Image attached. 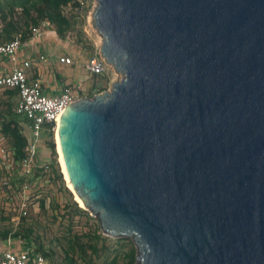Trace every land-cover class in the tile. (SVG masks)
<instances>
[{
	"label": "water",
	"instance_id": "obj_1",
	"mask_svg": "<svg viewBox=\"0 0 264 264\" xmlns=\"http://www.w3.org/2000/svg\"><path fill=\"white\" fill-rule=\"evenodd\" d=\"M94 24L123 77L61 118L85 209L135 264H264V0H97Z\"/></svg>",
	"mask_w": 264,
	"mask_h": 264
},
{
	"label": "rangeland",
	"instance_id": "obj_2",
	"mask_svg": "<svg viewBox=\"0 0 264 264\" xmlns=\"http://www.w3.org/2000/svg\"><path fill=\"white\" fill-rule=\"evenodd\" d=\"M83 1L85 3L84 6L88 7V11L81 12L80 16L77 19L75 28L71 30V32H69L65 38L62 39L70 41L71 43L83 48L85 51L88 52L89 56L94 53H97L103 57V55L101 54L103 36L94 24V11L97 5V0ZM104 61L105 62L103 70L100 72V75H105L107 79L110 78L113 82L120 80L123 75L118 73L116 69L106 61V59ZM112 83L106 85V90L111 89ZM54 136L57 143V132L56 135L54 134ZM50 138L51 136L49 135L48 139ZM56 151L57 153L59 152L58 144L56 145ZM51 154L52 156L55 155L53 151ZM57 158V160L60 159L59 153L57 154ZM59 163L61 168L60 171L64 173L60 160ZM12 167L13 166H11V168ZM13 169H15V165ZM17 174L18 171L15 172V170L11 175H9V173L6 171L0 172L1 229H14L17 225V218L12 221L10 220L9 216L18 217L20 213V180H17V188L14 187V184L12 185V183L10 185L3 184L4 179L8 177L10 178V176H13L14 178ZM64 176L65 174H63V178ZM65 179L66 176L64 180ZM48 181L49 179L47 178H41L37 182L32 181L30 183V186L34 184L36 186H40L38 190H33L34 193H36L33 200L44 199L48 204L51 200L50 205L45 206V208L39 209L38 205L33 206L31 205V203L29 205L28 213L25 216L27 221L33 222L36 225L37 232H39L45 237L43 240L46 244V248L48 247L47 245L54 243V245L58 247L60 253L62 255H65L63 246L58 242L57 238H62V240L65 239L64 242H66L67 239H74L76 241H79V244L76 247L75 254L81 264L136 263L137 248L132 239L123 237L116 238L105 235L101 228L100 220L98 219V217L92 215L89 210H86L78 203L75 193L71 190L68 185L67 179L65 180V185L67 189L72 193V196L70 195V197L65 190L64 192L60 190L58 183ZM40 182H44L45 184L40 185ZM55 196L59 199V205L55 204L57 203V198ZM72 200H75L77 202V207L68 204V201ZM60 205H62V207ZM80 208L85 210V212L79 210ZM66 213H69V216ZM4 217L5 219H3ZM13 239L14 238L12 237L11 240ZM3 243L4 240L0 239V245H2ZM92 243H94V245L97 246L100 249L99 251L101 252H98L97 254L93 252V249L90 247V244ZM132 247L136 249L135 256L134 253H132L131 251ZM129 251H131V253H129L128 256ZM2 253L0 255H2Z\"/></svg>",
	"mask_w": 264,
	"mask_h": 264
},
{
	"label": "crops",
	"instance_id": "obj_3",
	"mask_svg": "<svg viewBox=\"0 0 264 264\" xmlns=\"http://www.w3.org/2000/svg\"><path fill=\"white\" fill-rule=\"evenodd\" d=\"M42 56L44 58H42ZM62 56H71L73 60L72 63L66 64L60 62L59 58ZM89 57L90 56L88 52L83 48L71 43L70 41L62 39L55 35V33L53 34L49 31L46 32V34H44V36H42L41 38L39 37L36 39H27L17 52L16 62H13L7 55H0V73H6L10 71L15 65L21 64L24 61L28 60L32 63L31 67L28 70V76L30 80L39 79L42 85L43 92L48 96L59 95L63 93L64 90L70 88L76 93L80 94V96L92 97L96 95L102 87H107L106 85L111 84L113 81H111L110 78L107 79V77L103 74L100 75V73L97 75L90 74L86 68ZM18 100L19 95L17 89H0V170L2 172H8L9 175L14 172L13 167L14 165L16 166L17 163L14 159L15 150L13 144L11 143L8 136H6L2 132V127L6 126L9 118L12 117V113L17 117L20 131L27 138V140H29V136L31 133L28 127V120L25 117L18 115L16 112ZM48 136L49 134L44 132V137L39 144V152L37 156L39 165L49 164L53 157L51 154V148L48 146V141L52 140L48 139ZM11 166L13 167L11 168ZM21 170L22 160L20 161L19 168H17L15 171H18V174L24 177V181L22 182V184H20V213L18 217H10V220L12 221L17 218V225L19 224L21 217H24L23 215H21L23 202L22 200L24 197V183H27L30 188L26 190L28 198H31V202H27L26 204L28 209L31 203V205H38L39 209L41 208L40 199L33 200L34 196L36 195L33 190H38L40 186H36L35 184L30 186V183L32 182L30 181V179L34 174L32 176H24ZM38 172L40 173V171ZM41 178H47L49 179L48 182H53L50 181V178H48V176L43 175H41L37 179V181H39ZM10 180L11 179H9V182ZM10 184L11 183H9L8 185ZM44 184V182H40V185ZM58 202L59 199L57 198V204ZM50 203L51 200L49 201V204L45 201V206H49ZM60 206L62 207V205ZM28 209L26 210L27 212ZM17 225L14 229H12V231L17 228ZM18 240V238H14L13 240H11V238H9L8 240H4V243L0 245V254L7 249L18 250L20 248H28L29 250H32V252L38 253L33 249V243H27L22 240H19L18 242Z\"/></svg>",
	"mask_w": 264,
	"mask_h": 264
},
{
	"label": "trees",
	"instance_id": "obj_4",
	"mask_svg": "<svg viewBox=\"0 0 264 264\" xmlns=\"http://www.w3.org/2000/svg\"><path fill=\"white\" fill-rule=\"evenodd\" d=\"M83 11L87 12L88 7L82 5L80 0H0V27L2 29L0 43H5L18 35H22L24 39H27L30 36V29L44 22L48 23L47 32L50 31L60 38H65L67 34L75 28L77 19ZM42 36H44V34ZM42 36H40V38ZM106 89L107 87H102L98 93ZM11 115L12 117L9 118L6 126L2 127V132L8 136L13 144L15 150L14 159L18 165L15 166L14 170L16 171V169L19 168L20 161L26 156L28 140L20 131L17 117L12 113ZM48 146L55 154L48 164L49 169L46 170L44 166L37 169L33 175L34 177L32 176L33 178L31 177L30 181H37L41 175L48 176L50 181L58 183L60 190L63 192L65 190L70 197L72 193L67 189L63 173L60 171L61 169L57 160V151L54 141H48ZM38 171H40V173ZM10 179V183H12V185L14 184V187H16L18 183L17 180H20V184L24 181V177L18 174L14 178L12 176ZM40 201L41 208H45V200L40 199ZM28 202H31V198H29ZM55 204L58 205L57 203ZM68 204L76 207L78 206L75 200L68 201ZM79 210L85 212L82 208ZM66 214L69 216V213ZM10 217L11 216H9V218ZM3 219H5V217ZM12 237L27 243H33V249L43 254L47 260L54 264H81L75 254L79 241L67 239L66 242H64L65 239L62 240V238H57L58 242L63 246L65 255L60 253L58 247L54 245V243L47 245L48 247L46 248V244L43 240L45 237L37 232L36 225L33 222L27 221L25 216L21 217L14 231H12L11 228H0V239L8 240ZM90 247L96 254L101 252L94 243L90 244ZM131 251L135 256L136 249L132 247ZM131 251L128 252V256Z\"/></svg>",
	"mask_w": 264,
	"mask_h": 264
},
{
	"label": "built area",
	"instance_id": "obj_5",
	"mask_svg": "<svg viewBox=\"0 0 264 264\" xmlns=\"http://www.w3.org/2000/svg\"><path fill=\"white\" fill-rule=\"evenodd\" d=\"M84 5V1L80 0ZM48 31V23L44 22L40 25L33 26L30 29V36L27 39H36ZM2 29L0 27V35ZM22 35H18L13 39L0 43V55H7L13 61H17V52L20 47L26 42ZM42 58H44L42 56ZM60 62L71 64V56H62ZM105 59L94 54L89 57L86 68L90 74L96 75L103 70ZM31 61H24L21 64L15 65L10 71L0 73V89L12 88L18 90L19 100L16 106L18 115L25 117L28 120V127L31 131L28 144L26 146V156L22 159V174L24 176H32L37 168L45 167L49 169L48 164L39 165L37 156L39 152V144L44 137V132L51 136V140H55V129L59 124V117L63 115L65 109L77 101L80 94L68 88L63 93L55 96H48L43 92L42 85L39 79L30 80L28 70L31 67ZM49 137V136H48ZM56 146V143H55ZM58 159V158H57ZM59 162V160H58ZM9 177L4 179V184L8 185ZM30 189L27 183L23 187V202L21 215H27L26 206L29 198L26 190ZM0 264H54L47 260L41 253H34L28 248H20L18 250L7 249L0 255Z\"/></svg>",
	"mask_w": 264,
	"mask_h": 264
},
{
	"label": "bare ground",
	"instance_id": "obj_6",
	"mask_svg": "<svg viewBox=\"0 0 264 264\" xmlns=\"http://www.w3.org/2000/svg\"><path fill=\"white\" fill-rule=\"evenodd\" d=\"M61 118H62V116L59 117V125H57V127L55 129V133H54L56 135V132H57V143H56V145L58 144V151H59L58 153H59V157H60L59 160H60V162L62 164V168H63L64 174L66 176V179H67V182H68L69 187L75 193V196H76V199H77L78 203L82 207L86 208L85 207V204H84V202L82 200V198L77 193V191L75 190V188L72 186V184H71V182H70V180L68 178V175H67V169H66V165H65V162H64V159H63L62 150H61V147H60V122H61Z\"/></svg>",
	"mask_w": 264,
	"mask_h": 264
}]
</instances>
